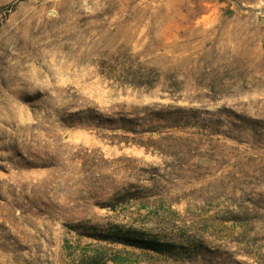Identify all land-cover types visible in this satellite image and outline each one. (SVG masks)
<instances>
[{"label":"rangeland","instance_id":"1","mask_svg":"<svg viewBox=\"0 0 264 264\" xmlns=\"http://www.w3.org/2000/svg\"><path fill=\"white\" fill-rule=\"evenodd\" d=\"M105 263L264 264V0H0V264Z\"/></svg>","mask_w":264,"mask_h":264},{"label":"trees","instance_id":"2","mask_svg":"<svg viewBox=\"0 0 264 264\" xmlns=\"http://www.w3.org/2000/svg\"><path fill=\"white\" fill-rule=\"evenodd\" d=\"M114 234H106L102 239L112 240L116 242H121L127 245L136 246L145 249H151L154 251H163L170 244L158 241L152 238H146L144 235H139L133 230L118 231L113 229ZM107 264V263H105Z\"/></svg>","mask_w":264,"mask_h":264}]
</instances>
